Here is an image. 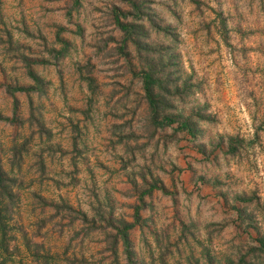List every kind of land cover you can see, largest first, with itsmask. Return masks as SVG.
<instances>
[{"label": "rangeland", "instance_id": "1", "mask_svg": "<svg viewBox=\"0 0 264 264\" xmlns=\"http://www.w3.org/2000/svg\"><path fill=\"white\" fill-rule=\"evenodd\" d=\"M127 4L0 0V159L17 184L6 264H228L264 231V0H143L174 34L147 30L164 60L174 55L169 79L195 86L169 101L194 136L151 122L140 63L113 21ZM56 32L67 48L55 58ZM26 63L40 91L13 89L32 84ZM86 63L93 95L77 72ZM135 205L129 254L113 255L105 219L130 222Z\"/></svg>", "mask_w": 264, "mask_h": 264}, {"label": "trees", "instance_id": "2", "mask_svg": "<svg viewBox=\"0 0 264 264\" xmlns=\"http://www.w3.org/2000/svg\"><path fill=\"white\" fill-rule=\"evenodd\" d=\"M128 8L123 11L119 10L116 7L112 9L113 21L116 28L119 30L121 38V45L119 49H126L130 44L132 46V51L134 56L138 59V77L140 78L141 89L146 99L151 122L157 125H169L173 122H176V129H184L191 136L195 135V126L191 124L189 117L185 118H176L171 116L169 109L172 107L170 105V99L172 97L178 96L182 98L184 95L188 94L194 84L190 83L188 78H179L176 76V80L169 79V73H166V66L173 65V56H167L164 60L162 55L159 54V49H156L152 44L148 42V31L152 29L155 33H160L163 37H172L174 34H171V27L169 25H161L155 22L153 15L147 13L142 7L143 0H127ZM62 27H58V31ZM55 38L60 42V47L55 49L52 48L51 51L54 53L53 57L62 56L66 52L67 42L59 37L58 32L55 34ZM162 48V47H161ZM156 57V62H155ZM165 61V62H162ZM171 63V64H170ZM90 64L86 63L80 65L77 68L78 75L80 79L85 81L86 86L91 95L95 92L96 84L94 78L89 76ZM26 74L31 79L32 84L25 86L14 87V90L18 91H30L37 89L41 90V78L39 75L30 67L29 64H25ZM171 73V72H170ZM177 72H175L176 74ZM175 95V96H174ZM16 99L13 98V108L15 110ZM33 114L28 115V121L31 120ZM196 117H201L196 115ZM10 120V118H5ZM32 122H30L31 124ZM41 129L42 126L39 125ZM43 129V128H42ZM23 144V143H22ZM234 146L231 144L228 145V150L232 151ZM21 146L13 143L11 146V151L13 153H20ZM17 165V164H15ZM10 170H5L3 168L1 159H0V264H6L10 260L9 257V243L13 236H10L9 228L5 222L9 220L14 214L12 210L13 199L15 198L14 190L17 187L16 178L9 175ZM16 185V186H15ZM147 192H150L148 190ZM239 201L249 202L247 197H239ZM235 208L236 216L243 220L245 217H248L246 209L244 207L233 206ZM140 206L135 205L133 207L132 220L130 222L124 220H115L111 215L107 216L105 222L108 223L111 227L112 232H106L110 239L109 241V250L115 255L117 252L118 245L123 246V250L129 254V230L140 220L138 214ZM114 222H117L115 225ZM256 244L251 246L246 250L245 253H242L235 261L232 259H227L228 264H248L247 258L255 256L259 258L260 261L264 264V231L261 233L257 232L256 237L254 238ZM7 253V256H3L2 253Z\"/></svg>", "mask_w": 264, "mask_h": 264}]
</instances>
